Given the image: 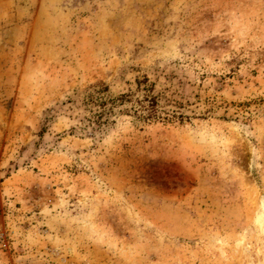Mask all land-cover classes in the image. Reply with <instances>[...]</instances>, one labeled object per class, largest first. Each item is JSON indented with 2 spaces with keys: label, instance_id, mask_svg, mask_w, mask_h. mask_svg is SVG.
<instances>
[{
  "label": "rangeland",
  "instance_id": "374dc122",
  "mask_svg": "<svg viewBox=\"0 0 264 264\" xmlns=\"http://www.w3.org/2000/svg\"><path fill=\"white\" fill-rule=\"evenodd\" d=\"M0 264H264V0H0Z\"/></svg>",
  "mask_w": 264,
  "mask_h": 264
},
{
  "label": "trees",
  "instance_id": "16d2710c",
  "mask_svg": "<svg viewBox=\"0 0 264 264\" xmlns=\"http://www.w3.org/2000/svg\"><path fill=\"white\" fill-rule=\"evenodd\" d=\"M146 82H147L146 79H143V81H137L138 88L140 87L141 84H144L143 90L145 94L143 95V100L137 101L138 108L133 107L134 115L143 122H147L155 119L157 117V111H158L156 99L152 94H150V88L147 87ZM128 97L129 94L121 95L119 96V98H116L115 101L121 102L123 100H126ZM115 101H113V103ZM105 102L106 101L99 102L97 104L100 109L96 111L92 116L93 122L96 124H101L102 118L107 113L105 108V104H106Z\"/></svg>",
  "mask_w": 264,
  "mask_h": 264
}]
</instances>
